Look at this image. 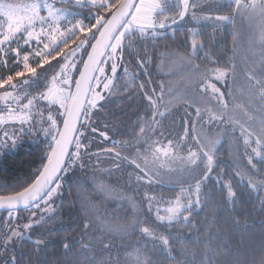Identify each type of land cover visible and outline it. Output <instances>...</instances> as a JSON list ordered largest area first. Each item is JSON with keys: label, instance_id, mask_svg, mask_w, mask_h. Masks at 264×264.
<instances>
[{"label": "snow or ice", "instance_id": "1", "mask_svg": "<svg viewBox=\"0 0 264 264\" xmlns=\"http://www.w3.org/2000/svg\"><path fill=\"white\" fill-rule=\"evenodd\" d=\"M204 2L0 0V149H15L25 136L33 143L41 139L47 142L34 179L19 190L0 193V210L6 212L0 221V264H24L21 257L27 252L22 249L18 257L16 246L25 241L37 254L36 264H45L39 254L47 251L50 241L32 230L55 215L54 198L61 194L63 174L78 165L83 168L85 155H95L99 164L100 153L110 154L116 169L124 161L133 166L129 187L131 182L149 187L167 182L177 191L167 199L147 191L138 198L128 197L118 191V186L97 182L96 190L101 194H115L125 200L130 215L110 218L107 213H98L94 219H86L79 240L63 244L66 258L72 248L77 249L76 258L67 259V264H159L160 256L170 264H237L227 243L213 245L212 241L214 235L219 236L215 222L221 207L235 211L245 194L249 200L256 197L253 211L264 213V26L258 35L260 59L242 69L247 88L240 89L258 102L259 115L247 104L230 106L237 83L236 64L234 60L221 64L211 59L197 28L187 29L189 50L161 52L156 57L161 66L170 64L184 73L181 80L187 82L191 94L178 95L173 85L163 80L154 85L151 79L140 81L137 72L129 75L124 60L126 54L133 57V50H137L136 65L147 76L152 60L146 51L148 42L155 43L167 32H175L186 18L215 31L232 22L234 14L248 9H259L264 16V0H228L232 14L223 15L206 12ZM71 8L88 11L84 14ZM141 50L144 56H140ZM201 51L205 67L195 59ZM118 92L126 97L141 95L145 115L137 124L139 131L132 142L113 140L112 147L90 153V136L110 139L99 126V113L116 102L113 97ZM178 104L184 105L188 118L181 125L182 134L168 138L162 121ZM188 109L193 110L194 120ZM237 111L246 119L238 118ZM256 124L258 128L253 127ZM213 125L240 142L236 157L242 156L244 163L233 164L232 172L217 160L224 137L205 131L206 126ZM117 147L121 151H116ZM209 181H214L213 188L219 186V200L206 190ZM213 202L216 212L211 224L205 218L207 229H199L195 237L172 231L177 226L195 228L194 212ZM21 211L30 215L22 218ZM231 223L240 226L238 218L232 217ZM54 230L47 231L50 234ZM137 233L145 241L142 247L127 251L123 259L111 255L113 240ZM27 264H34L32 257Z\"/></svg>", "mask_w": 264, "mask_h": 264}, {"label": "trees", "instance_id": "2", "mask_svg": "<svg viewBox=\"0 0 264 264\" xmlns=\"http://www.w3.org/2000/svg\"><path fill=\"white\" fill-rule=\"evenodd\" d=\"M83 10L85 12L88 11V9ZM182 24L183 22L178 26ZM187 27L184 25L180 28L176 27L174 34L169 31L166 33L167 35L155 43L148 42L149 47L146 51L148 55L152 57V60H150L147 65V76H145L136 65L134 57L137 50H133V57H129L126 54L124 60L125 66L129 69V75H131L132 72H137L140 81L151 79L153 85L163 80L164 73L162 72L160 61L156 57H158L161 52L175 51L177 49L180 51L189 50V33L187 31L189 27ZM203 30L200 37H203V41L206 42V47L208 44L207 51L209 52L210 58L220 60L221 64H223L226 54L228 56L231 54V43L233 40L232 29L223 27L217 32H212L210 36H208V33L203 32ZM185 45L189 47L186 48ZM144 55L145 52L141 50L140 56ZM204 63L206 64V61ZM207 65L209 67L217 66L212 64ZM120 76L123 77L122 72ZM120 83H123L122 78ZM145 86L149 87L148 84ZM113 99L116 102L110 104L106 110L99 113L101 118L99 126L101 130L107 131L110 139L104 140L99 136L93 139L92 136H90L89 138L92 140L91 148L89 149L90 153H97L100 149L112 147L113 140L121 143L126 140L132 142L139 131L137 124L140 118L145 115V103L141 95L137 93L135 96L126 97L124 94L118 92L114 95ZM104 123L107 124V128H104ZM46 144L47 142L42 139L38 143H33L32 140L24 141L22 145L20 144L12 151H6L5 153L0 151V193L19 190L21 186H26L27 183H30L31 180L34 179L36 171L41 166L43 154L46 151ZM115 150L121 151V148L117 147ZM103 156L108 160L110 154L100 153L99 164L95 165L97 157L95 155H85L83 157V168L78 165L66 174H63L64 178L61 181V194L54 200L53 205L55 208V215L48 223L32 230L34 234H43L39 236V238L50 241L47 251L45 252L42 250L39 254V260L44 261L45 264H67V259L76 258V248H72L69 256L67 258L65 257L63 244L65 242L72 244L74 241L79 240L83 229V223L86 219H94L98 213H107L110 218L123 217L126 213L130 215V208L125 207L123 203L119 201L111 202L106 196L100 197V199L97 197V190L91 178L96 176L97 171L104 168V166L100 164ZM218 156L217 160L223 161L224 163L222 165L224 168L228 172H232V165L237 161L232 160L227 151L222 154L218 153ZM110 161L113 162L112 159H110ZM121 164L120 167L122 168H113L114 171L125 173V169L123 168L125 161L121 162ZM112 165L113 164H110V166ZM258 167H260V165H258ZM129 175L130 173H125V176L120 179L121 182L118 188L124 189L121 191H124V193L127 192L128 195L130 194V197H132L133 194L134 197H137L138 188H140L139 184L131 182L129 187ZM126 181L128 189L125 186ZM213 184L214 181H209L206 190L210 192V195H214L216 200H219V186L213 188ZM158 185H160L162 189L160 190L161 195L165 196L166 199L171 197L174 191H177V189L165 183ZM137 202L139 203L138 200ZM255 202V196L249 200L247 194H245L243 200L238 201L235 211H225L224 208L221 207L218 213L219 218L215 222V228L219 232V236H213V245L227 243L231 253L234 254L232 259L237 262V264H253V261H255V264H260V260L264 258V228L261 227V222L264 220V213L253 211V204ZM215 212V202L210 203L203 210L194 212L192 222L196 226L195 228L190 229L177 226V228L172 229V231L174 233L177 231L191 233L192 237H195L199 234V229H207L208 226L204 223L205 218L207 217L209 219V224H211ZM19 215L22 218L27 217L30 215V212L21 211ZM0 217V221H3L6 218V213H0ZM232 217L239 219L240 226L238 228L231 223ZM49 228H54L55 230L49 234L47 231ZM107 239H110V237H106V240ZM112 243L115 247L111 255L113 257L119 255L121 259H123L127 251L137 246L142 247L145 241L137 233L136 235H129L123 240L116 238ZM150 247L151 244H149V248ZM22 249L27 252V255L21 257L24 264H27L29 256L32 257L34 264H36L37 254L33 250V246L27 241L22 245H17L16 254L18 257ZM108 255V253H105L104 257L107 258ZM158 262L159 264H170L163 256L158 257Z\"/></svg>", "mask_w": 264, "mask_h": 264}, {"label": "rangeland", "instance_id": "3", "mask_svg": "<svg viewBox=\"0 0 264 264\" xmlns=\"http://www.w3.org/2000/svg\"><path fill=\"white\" fill-rule=\"evenodd\" d=\"M227 3H228V0H205L204 9L206 12L212 15L232 14V9L227 7ZM58 6H66V5H58ZM217 6H219V10H217ZM70 10L71 11H83L84 14H87V12H85L84 10H80V9L71 8ZM197 11H198V14H200L199 10ZM182 25L186 27L188 26L189 28H197L201 32V34H202V30L204 29L203 32L208 33V36H210L212 32H217L219 29L223 27H229L232 29L233 40L231 43V54L230 56L226 54L224 58V62H223V63H226L229 60H234L236 64L237 83L234 86V91H233L234 99L230 100V106L236 103L247 104L249 105L250 111H255L257 115H259L258 102L251 99V96L247 91L243 93L240 91L241 88H245V89L247 88V82L245 80L242 69L245 68L246 66H254L253 61H259L260 59L261 48L259 46L258 35H259L260 28L264 26V16L261 15L259 9H256L255 11L248 9V10H245L243 14L236 13L234 14V19L232 22L223 23L215 31L213 30L211 26H201V25L195 24L194 22L190 20V18H186ZM181 26H176V27L180 28ZM170 33L174 34L175 32L170 31ZM199 39L203 40V37H199ZM204 43L206 44V42ZM234 44H235V47H234ZM207 48H208V44H207V47L205 46L206 50ZM181 52H184V51H181ZM195 59H196V62L201 65V67H205L206 64L204 63L205 62L204 51H201ZM210 67H214V66H210ZM161 69H162V72L164 73L163 81H165L166 83H171L174 87V90L176 91L178 95L191 94V90L187 87V82L181 80V75L184 74L182 71L176 70L170 64L167 67L161 66ZM170 71H176L177 74L169 75ZM250 100H251V103H249ZM202 103H206V101H203ZM188 111L192 113L191 119L194 120L195 114L193 110L188 109ZM235 114L237 115L238 118L242 120L246 119V117H243L242 114L238 111ZM187 118L188 117H185L184 105L178 104L172 110V112L162 121V131L164 132L165 136L168 138H175L178 135H181L182 134L181 125L183 123V120ZM253 127L258 128V124L253 125ZM197 131H199V126H197ZM205 131L209 133L210 135H222L224 137L225 142L219 146L217 157H219L218 153L222 154L223 152L227 151V153L230 154V158L232 160H235L237 162H244V158L242 156L236 157V146L238 143H240L239 141H237L235 138H233L230 135H226L222 129H217L215 125H213L211 128L206 126ZM237 135H239L238 130H237ZM157 136H159V131L157 132ZM31 140L32 139L28 136H25L23 138V142L31 141ZM22 143L20 144L22 145ZM12 150L14 149H0L2 153L3 152L5 153L6 151H12ZM129 151H130L129 149L124 150L125 154H128ZM110 159L113 160L111 156L108 158V160L107 158H104L103 156L100 164L103 165L104 168L97 171L96 176H93L91 178V181L93 182V185L95 186V188H96L97 182L99 181L109 183L112 186H119V183L121 182L120 179L123 178V176H125V173L132 174L134 172L133 166L130 165L126 161L123 167L125 169V173H118L114 171L113 168L115 167L113 165L110 166V164H113V162L110 161ZM97 164L98 162H96L95 165ZM221 167H224V166L221 165ZM165 184H168V183L165 182ZM125 186L127 187V181L125 182ZM139 187L140 188H138L139 191L137 192V198L146 191L149 193H153L157 196H163L160 193V190L162 189L160 188V185L158 184H154V186L152 185L151 187H149L146 184H139ZM121 190H124V189L118 188V191L121 192L122 195L124 194L128 195L127 192L124 193V191L122 192ZM96 194L98 195L97 197L99 199L100 197L106 196L107 198H109L111 202L119 201L120 203H123L125 207H129V205H126L128 203L125 200L121 198H117L115 194L104 195V194H101L98 190L96 191ZM58 197L59 195H57L54 198V200H56ZM132 197H134V194L132 195Z\"/></svg>", "mask_w": 264, "mask_h": 264}, {"label": "water", "instance_id": "4", "mask_svg": "<svg viewBox=\"0 0 264 264\" xmlns=\"http://www.w3.org/2000/svg\"><path fill=\"white\" fill-rule=\"evenodd\" d=\"M0 213H6L4 210H0Z\"/></svg>", "mask_w": 264, "mask_h": 264}]
</instances>
